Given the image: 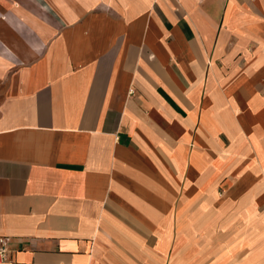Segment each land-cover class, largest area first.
<instances>
[{
    "label": "crops",
    "instance_id": "0c3cea01",
    "mask_svg": "<svg viewBox=\"0 0 264 264\" xmlns=\"http://www.w3.org/2000/svg\"><path fill=\"white\" fill-rule=\"evenodd\" d=\"M7 264H264V0H0Z\"/></svg>",
    "mask_w": 264,
    "mask_h": 264
},
{
    "label": "built area",
    "instance_id": "2783aa9c",
    "mask_svg": "<svg viewBox=\"0 0 264 264\" xmlns=\"http://www.w3.org/2000/svg\"><path fill=\"white\" fill-rule=\"evenodd\" d=\"M12 241L11 238L6 236H0V264H7L10 260L12 253Z\"/></svg>",
    "mask_w": 264,
    "mask_h": 264
}]
</instances>
